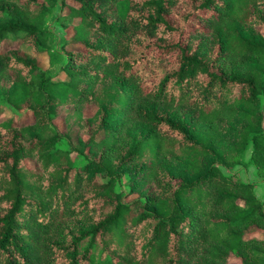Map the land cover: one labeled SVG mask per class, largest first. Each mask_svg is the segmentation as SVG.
<instances>
[{"label":"trees","instance_id":"1","mask_svg":"<svg viewBox=\"0 0 264 264\" xmlns=\"http://www.w3.org/2000/svg\"><path fill=\"white\" fill-rule=\"evenodd\" d=\"M69 1L0 0V264H253L264 0Z\"/></svg>","mask_w":264,"mask_h":264},{"label":"rangeland","instance_id":"2","mask_svg":"<svg viewBox=\"0 0 264 264\" xmlns=\"http://www.w3.org/2000/svg\"><path fill=\"white\" fill-rule=\"evenodd\" d=\"M67 1L69 3H71V1H69V0H67ZM53 2L55 3V5H54L52 11L48 12V14L45 15L44 22H45L46 28L49 30L48 45L50 48L56 49V48H59L60 45L66 40L67 33H71V30L70 29L66 30L60 24L61 0H49L50 4H52ZM65 10L66 9H64V11ZM263 32H264V28H263ZM7 43L8 42H5L4 46H8ZM40 60L42 63L45 64L46 60H47V55L42 54L40 56ZM51 73L55 77H63V75L58 72V67H55L54 69H52ZM26 120L27 119H23V121H26ZM248 157H249V151L246 152L245 161H246V159H248ZM223 171H226V170L223 169ZM229 172L234 173L236 175V177L240 180L257 181L258 183L254 187L255 194L259 199H261V200L264 199V182L258 181L261 179V177L259 176L258 172L255 170V168L253 166H251V165L245 166L242 163H237L236 165H234L229 170ZM125 189H127V187H125ZM252 232H253V234H251V235L256 236L258 240H264V229L263 228L252 229L250 233H252ZM253 252H259L261 254V252H264V251H262V247L259 244H255V246H253L252 250L251 249L248 250V254H249V258L253 262V264L254 263L255 264H264V259L259 260L255 257H253ZM227 264H242V261L238 255H236L234 252H232L229 255V259H228Z\"/></svg>","mask_w":264,"mask_h":264}]
</instances>
